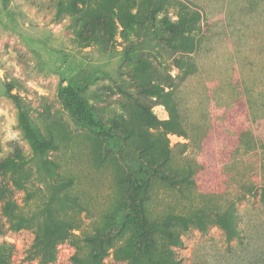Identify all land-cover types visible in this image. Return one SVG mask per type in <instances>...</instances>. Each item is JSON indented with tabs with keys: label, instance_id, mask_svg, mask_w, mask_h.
<instances>
[{
	"label": "rangeland",
	"instance_id": "obj_1",
	"mask_svg": "<svg viewBox=\"0 0 264 264\" xmlns=\"http://www.w3.org/2000/svg\"><path fill=\"white\" fill-rule=\"evenodd\" d=\"M68 2L0 0V183L25 213L50 203L77 242L42 263L34 228L13 230L0 211V264H92L84 238L101 234L99 264H264V0H153L155 17L142 7L123 31L57 15ZM180 13L197 20L175 40L166 26ZM167 105L181 134L149 126ZM21 108L55 145L52 179L29 161ZM140 207L150 221L191 219L170 225L180 244L142 237Z\"/></svg>",
	"mask_w": 264,
	"mask_h": 264
},
{
	"label": "trees",
	"instance_id": "obj_2",
	"mask_svg": "<svg viewBox=\"0 0 264 264\" xmlns=\"http://www.w3.org/2000/svg\"><path fill=\"white\" fill-rule=\"evenodd\" d=\"M153 0H69L66 6L61 5L58 9L57 15H60L61 11L70 12L74 24H79L80 27L88 25L87 28L97 26H106L111 25L115 22L119 23V26L122 27V31L128 25L134 23V20L137 19L140 8L145 7L150 18H154L156 13L161 7H151ZM136 7L135 12H132V9ZM197 16L195 13L192 14H183L177 18L175 22L167 23L166 30L167 32L175 39H182L184 35L188 32H191L194 29ZM89 30L95 31L94 28ZM188 35V34H186ZM94 38H100L97 32H94ZM187 45L192 46L193 39L190 37L186 40ZM191 48V47H190ZM85 101L76 100L75 105L73 101H67V107L71 109L74 116H77L85 124L91 125L93 122L87 117L88 112L82 116L83 107L85 106ZM170 109V118L164 121H156L151 123V127L158 128L161 126L165 129L166 133H175L181 134L180 127L177 121L174 119L172 108L167 105ZM82 116V117H81ZM18 126L30 146L32 156L30 157V162L33 161L35 165V170L37 177L41 181L47 179H52L55 174L56 162L49 160L47 154L50 150L55 148V145L52 140L47 139L37 127V125L32 121L29 116L27 109H20L18 113ZM3 163V164H2ZM28 163V160L21 162L20 165H25ZM6 162L0 163V175L4 174V169ZM20 165H16V168H19ZM1 166H4L1 168ZM12 173H15V169L12 170ZM14 183L19 184L17 178L14 179ZM7 188L3 183H0V211L5 219L9 222L10 228L13 230H20L22 228H34L35 236L32 247L35 249V252H41L40 261L42 263L51 262L55 258L54 249L56 244L63 241H68L72 245H76L77 236L71 232L74 227L72 225L62 223L58 220H55L52 217V208L50 203H46L42 208L34 209L29 213H25L22 210L18 209L17 204L10 195H6ZM53 201V198L50 199V202ZM132 211L137 215L138 219L142 220L144 226L142 229V237L149 238L151 232L161 231L169 238L174 244H180L178 237L172 232L170 225H180L183 229H187L189 222H192L191 219L182 216V215H171L167 217L165 221H156L148 220L143 209L133 208ZM51 217V218H50ZM45 218H49L48 222H45ZM216 221L225 226L221 218H217ZM105 235H96V236H87L84 238V241L95 247V251L92 254V264H99V260L103 252V243ZM148 242V241H146ZM147 244V243H145ZM33 249V251H34ZM117 252V251H116ZM117 258H125L123 255L117 256ZM74 260L77 264H82L83 259L81 257H74Z\"/></svg>",
	"mask_w": 264,
	"mask_h": 264
}]
</instances>
